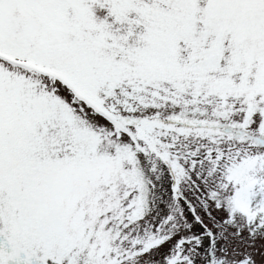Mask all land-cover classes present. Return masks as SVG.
<instances>
[{
  "label": "snow or ice",
  "instance_id": "snow-or-ice-1",
  "mask_svg": "<svg viewBox=\"0 0 264 264\" xmlns=\"http://www.w3.org/2000/svg\"><path fill=\"white\" fill-rule=\"evenodd\" d=\"M264 0H0V264H264Z\"/></svg>",
  "mask_w": 264,
  "mask_h": 264
},
{
  "label": "rangeland",
  "instance_id": "rangeland-1",
  "mask_svg": "<svg viewBox=\"0 0 264 264\" xmlns=\"http://www.w3.org/2000/svg\"><path fill=\"white\" fill-rule=\"evenodd\" d=\"M257 255H256V260L259 262L262 258V255H264V244L262 242L257 241Z\"/></svg>",
  "mask_w": 264,
  "mask_h": 264
}]
</instances>
